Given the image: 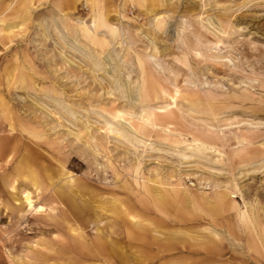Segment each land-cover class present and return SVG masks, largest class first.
<instances>
[{"label": "rangeland", "instance_id": "obj_1", "mask_svg": "<svg viewBox=\"0 0 264 264\" xmlns=\"http://www.w3.org/2000/svg\"><path fill=\"white\" fill-rule=\"evenodd\" d=\"M262 122L264 0H0V264H264Z\"/></svg>", "mask_w": 264, "mask_h": 264}, {"label": "bare ground", "instance_id": "obj_2", "mask_svg": "<svg viewBox=\"0 0 264 264\" xmlns=\"http://www.w3.org/2000/svg\"><path fill=\"white\" fill-rule=\"evenodd\" d=\"M105 4V3H104ZM182 5V4H181ZM215 5V4H214ZM227 7V6H226ZM205 8V7H204ZM222 8V7H221ZM183 9V8H182ZM212 9V8H211ZM121 10V9H120ZM202 11V10H201ZM115 14V13H114ZM117 15V14H116ZM182 15V14H181ZM214 16V15H213ZM211 19V18H210ZM23 21V20H22ZM113 21V20H112ZM81 24H85V22L84 21H79ZM218 26V25H217ZM210 27V26H209ZM132 28V27H131ZM149 29V28H148ZM88 30H89V28H88ZM213 30V29H212ZM216 30V29H215ZM242 30V29H241ZM101 32V31H100ZM159 33V32H158ZM222 33V32H221ZM146 34V33H145ZM141 35V34H140ZM80 36V35H79ZM143 37L144 38H147V35L145 36V35H143ZM108 38V37H107ZM150 39V38H149ZM108 40V39H107ZM165 40V39H164ZM152 41H153V38H152ZM100 44V43H99ZM221 45V44H220ZM155 46H157V45H155ZM83 47V46H82ZM106 47V46H105ZM166 49H167V47H166ZM169 49V48H168ZM223 50V49H222ZM163 51V50H162ZM161 51V52H162ZM190 51V50H189ZM159 52V51H158ZM167 52V51H166ZM88 53V52H87ZM90 53V52H89ZM164 53H165V51H164ZM85 54H86V52H85ZM91 54V56L92 57H94V55L92 54V53H90ZM168 55V54H167ZM84 56V55H83ZM97 56V55H96ZM101 56V55H100ZM87 57V56H86ZM90 57V56H89ZM197 57V56H196ZM151 58H154L153 56L151 57ZM195 59H197V58H195ZM113 60V58H111V57H109L108 56V54H103L102 55V57H101V59H99V60H97V61H95V59H94V66H96V67H100V69H102L104 72H107V73H109V75H110V73L112 74V73H114V72H117L119 69H118V66L117 65H114V64H111L110 63V61H112ZM153 60H155V59H153ZM141 61H142V59H141ZM200 61V60H199ZM118 62V61H117ZM113 63V62H112ZM197 63V62H196ZM216 63V62H215ZM219 63V62H218ZM209 64V63H208ZM156 65L159 67V65L156 63ZM218 66V65H217ZM209 68V67H208ZM161 70V69H160ZM192 70V69H191ZM210 71V70H209ZM192 72V71H191ZM193 73V72H192ZM117 74V73H116ZM173 74V73H172ZM102 75V74H101ZM116 76V75H115ZM175 76V75H174ZM117 78V77H116ZM186 78V77H185ZM113 79V78H112ZM117 79H119V78H117ZM128 80V79H127ZM175 80V79H174ZM116 81V80H115ZM136 81V80H135ZM123 82V81H122ZM134 83V82H133ZM132 83V84H133ZM131 82L130 81H124L123 82V84H122V87H124V89H125V93H126V95H125V97H129V96H131L132 94H131V92L134 90V87H133V89L131 88ZM111 85V84H110ZM137 85V84H136ZM115 87V86H114ZM137 90V89H136ZM136 90H134V92L136 91ZM211 90V89H210ZM133 92V93H134ZM122 94V93H121ZM131 94V95H130ZM133 96V95H132ZM136 96V95H135ZM147 96V95H146ZM180 96H182V93L178 90V88H176L175 89V91H174V93L173 94H171L170 95V97H171V99L173 100V103L174 102H176L177 100H176V98H178V97H180ZM130 98V97H129ZM128 98V99H129ZM133 98H134V96H133ZM128 99H127V101H128ZM170 99V100H171ZM131 101H134L133 99H132V97H131V99H130ZM171 100V101H172ZM130 101V102H131ZM137 101H139V100H137ZM129 102V101H128ZM133 103V102H132ZM132 105V104H131ZM178 105V104H177ZM65 107H66V105H65ZM137 107H139V106H137ZM169 108V107H168ZM168 108H163V107H157L156 109L153 107V109L152 110H154L155 109V113L157 112L158 114H162L161 116H167L166 114H164L167 110H168ZM171 108V107H170ZM133 109V108H132ZM63 111V110H62ZM69 112V111H68ZM133 112V111H132ZM155 113L154 112H151V116H155ZM135 114V113H134ZM116 119H117V121L120 123L121 121L120 120H123L124 119V116H123V113L122 112H120V111H118L117 112V114L115 113V116H114ZM133 118V117H132ZM252 119V118H251ZM260 121V120H259ZM118 123V124H119ZM248 123H250V121L248 122ZM262 123H264V122H262ZM123 123H120V128H119V130L120 131H122V132H125L124 131V127H123V125H122ZM125 124V123H124ZM129 127L132 129V127L129 125ZM114 128V127H113ZM118 128V127H117ZM125 128H128V127H125ZM132 131V130H131ZM167 131V130H166ZM118 132V131H117ZM132 133V132H131ZM124 134V133H123ZM171 137V136H170ZM137 138V137H136ZM176 141V140H175ZM195 144V143H194ZM197 144V143H196ZM197 146V148L195 149V150H193L192 152H194L195 151V155H197V154H199V151H200V148L198 147L199 145H196ZM196 151H198V152H196ZM200 155V154H199ZM220 164V163H219ZM218 171V170H217ZM219 174H220V172H218ZM11 189H15V186L14 185H12V187H11ZM241 195V194H240ZM242 196V195H241ZM17 202H18V204H20L21 202L26 206V208H27V210L28 211H32V212H34V213H40V212H43L44 210H45V206L44 205H42V204H36V200L34 199V196H33V193L31 192V191H29V190H24L23 192H22V197L20 198V201L19 200H16ZM247 205V204H246ZM247 207V206H246ZM48 209V208H47ZM52 209V208H51ZM245 209V208H244ZM248 209V208H247ZM252 210V209H251ZM248 211H249V209H248ZM248 211H246V212H248ZM128 214H129V217L131 218V219H137V216L136 215H134V214H131L130 212H128ZM251 215V214H250ZM251 217V216H250ZM250 217H248V218H250ZM138 220V219H137ZM136 220V223L137 224H140L141 222L138 220L137 221ZM133 221H135V220H133ZM251 223L253 224V222L251 221ZM254 226V225H253ZM72 229V228H71ZM255 231V230H254ZM81 236V235H80Z\"/></svg>", "mask_w": 264, "mask_h": 264}, {"label": "crops", "instance_id": "obj_3", "mask_svg": "<svg viewBox=\"0 0 264 264\" xmlns=\"http://www.w3.org/2000/svg\"><path fill=\"white\" fill-rule=\"evenodd\" d=\"M36 200V199H35ZM37 204V203H36ZM23 206H25V205H23ZM25 211L26 212H31L32 213V211H28L27 210V208H26V206H25ZM34 213V212H33ZM72 230L74 231V232H79V236L82 238V234H81V232H80V230L78 229V228H72ZM79 230V231H78Z\"/></svg>", "mask_w": 264, "mask_h": 264}]
</instances>
